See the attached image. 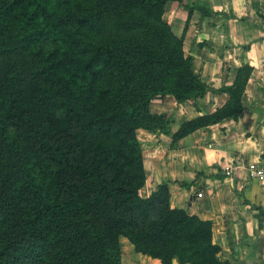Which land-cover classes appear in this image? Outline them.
Returning <instances> with one entry per match:
<instances>
[{
  "label": "trees",
  "instance_id": "1",
  "mask_svg": "<svg viewBox=\"0 0 264 264\" xmlns=\"http://www.w3.org/2000/svg\"><path fill=\"white\" fill-rule=\"evenodd\" d=\"M180 0H0V264H123L121 237L161 264L219 260L214 223L148 197L138 130L154 99L228 96L173 142L244 113L247 64L216 90L164 20Z\"/></svg>",
  "mask_w": 264,
  "mask_h": 264
},
{
  "label": "crops",
  "instance_id": "2",
  "mask_svg": "<svg viewBox=\"0 0 264 264\" xmlns=\"http://www.w3.org/2000/svg\"><path fill=\"white\" fill-rule=\"evenodd\" d=\"M180 1L166 5L164 20L177 37H184V52L208 86L230 87L243 65L249 64L253 73L237 121L226 119L176 143L173 135L184 123L214 113L227 102V94L208 93L183 104L170 96L153 100L151 111L169 125L165 132H137L147 173L141 195L148 198L168 183L173 208L214 223L219 260L264 264V184L246 169L264 164V0ZM228 165L237 167L232 178L223 172ZM130 261L161 264L142 254Z\"/></svg>",
  "mask_w": 264,
  "mask_h": 264
},
{
  "label": "built area",
  "instance_id": "3",
  "mask_svg": "<svg viewBox=\"0 0 264 264\" xmlns=\"http://www.w3.org/2000/svg\"><path fill=\"white\" fill-rule=\"evenodd\" d=\"M246 169L251 179L264 184V164L263 163L261 162L251 163L246 167ZM236 170H237V167H234L232 165L223 167L224 175L228 178H232ZM199 196H202V195H199Z\"/></svg>",
  "mask_w": 264,
  "mask_h": 264
},
{
  "label": "rangeland",
  "instance_id": "4",
  "mask_svg": "<svg viewBox=\"0 0 264 264\" xmlns=\"http://www.w3.org/2000/svg\"><path fill=\"white\" fill-rule=\"evenodd\" d=\"M122 245L125 247L123 251V259L125 258L124 264H134L130 261L131 256L133 255L134 257H138L139 254H136L133 245L127 240V239H122ZM132 247V250L130 252V248ZM126 249V250H125ZM134 253V254H133Z\"/></svg>",
  "mask_w": 264,
  "mask_h": 264
}]
</instances>
